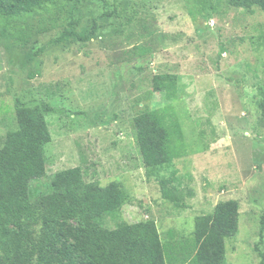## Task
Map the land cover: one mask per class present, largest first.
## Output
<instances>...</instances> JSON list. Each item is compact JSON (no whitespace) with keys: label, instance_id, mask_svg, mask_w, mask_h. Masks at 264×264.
<instances>
[{"label":"rangeland","instance_id":"374dc122","mask_svg":"<svg viewBox=\"0 0 264 264\" xmlns=\"http://www.w3.org/2000/svg\"><path fill=\"white\" fill-rule=\"evenodd\" d=\"M94 32L53 43L65 31ZM264 12L225 0H58L31 15L0 16V146L15 128L20 100L45 110L43 189L60 170L80 167L101 186L119 182L130 199L113 228L154 221L163 242L188 237L196 218L222 201L239 203L237 231L224 239L225 264H264ZM156 74L177 76L171 103L153 91ZM171 106L188 153L147 172L132 119ZM175 178L182 207L163 199ZM77 220L56 228L55 247L83 234ZM258 246V249L255 248Z\"/></svg>","mask_w":264,"mask_h":264},{"label":"trees","instance_id":"16d2710c","mask_svg":"<svg viewBox=\"0 0 264 264\" xmlns=\"http://www.w3.org/2000/svg\"><path fill=\"white\" fill-rule=\"evenodd\" d=\"M57 1L0 0V16L31 15ZM225 1L244 9L258 6L264 12V0ZM71 38L87 42L94 38V32L65 31L53 43ZM262 40L264 43V37ZM152 87L171 103L177 97V76L156 74ZM44 113L40 106L17 100L15 128L0 146V264H225L224 239L237 231L236 200L219 202L211 214L196 218L190 236L175 239L170 231L169 241L163 242L152 220L132 225L116 221L113 228L97 225L104 217L115 221L129 202L130 196L119 182L101 186L86 180L80 167H74L54 173L43 189H33L32 184L45 176L44 147L51 141ZM132 128L147 172L166 167L188 153L207 150L199 144L186 149L181 123L169 105L140 112L132 119ZM174 181L162 178L161 193L163 199L180 208L176 188L168 187ZM68 220L81 223L83 236L57 249L55 230ZM259 224L261 240L264 210Z\"/></svg>","mask_w":264,"mask_h":264}]
</instances>
